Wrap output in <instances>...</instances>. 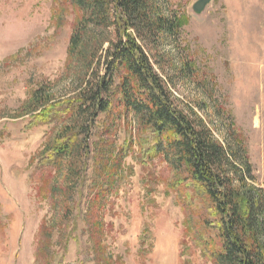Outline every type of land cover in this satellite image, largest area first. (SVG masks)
Returning <instances> with one entry per match:
<instances>
[{
	"label": "rangeland",
	"instance_id": "1",
	"mask_svg": "<svg viewBox=\"0 0 264 264\" xmlns=\"http://www.w3.org/2000/svg\"><path fill=\"white\" fill-rule=\"evenodd\" d=\"M195 2L166 0V12L182 14L183 26L144 43L146 51L181 107L238 150L252 166L249 182L263 188L264 0H212L201 14ZM78 16L71 0H0V264H39L43 223L55 249L69 238L67 264H213L187 229L194 218L172 186L174 171L142 152L139 137L147 134L132 115L116 113L91 138L84 186L65 166L55 172L54 198L41 192L47 179L38 163L63 125L35 124L32 112L83 82L82 61L67 66ZM108 145L112 167L104 169ZM66 188H73L71 203ZM76 227L75 240L69 233Z\"/></svg>",
	"mask_w": 264,
	"mask_h": 264
},
{
	"label": "trees",
	"instance_id": "2",
	"mask_svg": "<svg viewBox=\"0 0 264 264\" xmlns=\"http://www.w3.org/2000/svg\"><path fill=\"white\" fill-rule=\"evenodd\" d=\"M71 4L79 16L70 36L67 66L81 60L85 77L71 95L40 102L32 112L35 124L63 125L60 135L45 145L38 163L47 179L42 178L41 192L54 198L55 172L65 166L67 177L76 179L77 185L84 181V186L90 179L91 138L116 113L132 115L139 134H147L139 137L142 152L152 159L161 157L174 171L172 186L188 217L191 213L194 218L187 229L195 231L198 246L212 263L264 264V187L249 182L252 166L238 150L222 143L198 115L181 107L145 48L144 43L177 35L183 15L167 13L166 0H71ZM108 146L104 169L112 167L114 150ZM90 187L93 194L97 184ZM73 193V188H66L69 203ZM69 209L66 203L65 210ZM41 226L38 263L67 264L69 238L57 250L48 226ZM94 228L98 232L101 226L94 222ZM75 230L69 237L76 240Z\"/></svg>",
	"mask_w": 264,
	"mask_h": 264
},
{
	"label": "water",
	"instance_id": "3",
	"mask_svg": "<svg viewBox=\"0 0 264 264\" xmlns=\"http://www.w3.org/2000/svg\"><path fill=\"white\" fill-rule=\"evenodd\" d=\"M212 0H196V2L193 5V11L195 14H201L203 13L206 8L210 5Z\"/></svg>",
	"mask_w": 264,
	"mask_h": 264
}]
</instances>
